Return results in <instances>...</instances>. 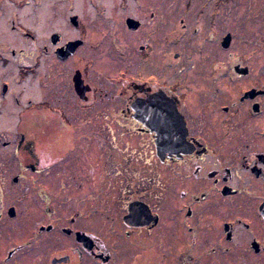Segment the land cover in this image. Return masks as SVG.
Returning <instances> with one entry per match:
<instances>
[{"label":"flooded vegetation","instance_id":"obj_1","mask_svg":"<svg viewBox=\"0 0 264 264\" xmlns=\"http://www.w3.org/2000/svg\"><path fill=\"white\" fill-rule=\"evenodd\" d=\"M24 1L0 0V264H116L119 247L125 260L135 250L128 264H264L257 14L221 0H135L143 11L124 24L137 50L126 42L119 67L102 70L95 37L93 54H80L83 35L58 32L40 50L12 6ZM69 23L79 30L77 15ZM67 199L78 204L56 207Z\"/></svg>","mask_w":264,"mask_h":264},{"label":"rangeland","instance_id":"obj_2","mask_svg":"<svg viewBox=\"0 0 264 264\" xmlns=\"http://www.w3.org/2000/svg\"><path fill=\"white\" fill-rule=\"evenodd\" d=\"M158 2L160 0H153ZM161 1H173V0H161ZM195 2H216L218 0H193ZM224 1L227 10L230 12L232 10H242V11H251L257 14V23H259L258 29H260V34L264 33V0H221ZM14 3V1H8ZM26 1L23 0L22 3ZM27 5H12L17 8L18 15L23 19L26 18L27 22L25 24L20 25L21 29H24L25 32H29L36 35L37 45L42 50L43 46H49V36L55 32L60 33L63 36V40L72 39L78 37L79 35H83L86 39V45L83 47L81 51V55L93 54L91 52L86 53L89 42L94 39L98 40L97 52H95L94 58L97 60L98 65L102 66V70H106L107 67L115 66L119 67L120 63L116 62V59H121L123 57V53L129 52V49L126 48L125 43H128V48L130 46L136 47L139 44V40H137V34H130L125 30L124 18L130 15H137L139 12L143 11L137 4H135V0H30L27 1ZM74 2V3H73ZM73 3V4H72ZM72 4V5H71ZM235 4V5H234ZM233 6V9L229 7ZM12 8V7H11ZM236 8V9H235ZM3 12H8L7 10H3ZM64 14L66 17V22L61 24H53L47 18L52 16H58ZM73 14L78 16V20L80 21L78 26V31L73 29V26L69 23V18ZM28 17V18H27ZM231 19H228L229 22ZM171 27V25H170ZM3 33L12 34L15 32L12 31L8 27H3L1 29ZM251 34H247V40H245V35H240L242 46L240 49L243 53L250 54L254 52V48H251V40L257 38L250 36ZM251 39V40H250ZM166 43V41H164ZM189 42V41H188ZM118 44V47L121 48L120 52L114 50L115 44ZM141 43V42H140ZM257 45H259L258 53L261 52L260 56L257 55V63L258 65H264V45L260 44V40H257ZM15 46L24 47L22 42H19ZM159 47V45H158ZM165 49V45H163ZM169 49L175 50V47L167 46ZM89 50V49H88ZM137 50V47H136ZM36 54L40 61L39 64L42 66L44 63V52L41 51L40 54ZM9 56V55H8ZM137 56V54H136ZM112 60V63H111ZM11 66H14V62H11ZM10 65L7 68L11 67ZM3 71H5L3 69ZM26 86L27 81L25 80L23 83L16 84L13 82V86L18 88L20 86ZM4 190L12 188L11 185H4ZM26 188V185L21 186V191ZM30 188H36V186H30ZM57 189V188H56ZM51 186V192L58 191ZM68 200V199H67ZM55 203V202H54ZM53 203V205H54ZM61 202L56 204L57 208L65 209L71 205H76L78 202L76 200H68L67 203ZM40 208L42 205L33 203L28 201L24 204V208ZM74 207V206H73ZM62 217H52L54 220H59ZM57 220V221H58ZM98 227L101 232L105 226L108 225V218L106 216H98ZM66 222H61L64 225ZM114 253L115 263L116 264H128L129 261L133 263L135 258V250L129 248L126 249L127 254L130 259L125 260L126 255L125 249L123 247H119ZM161 251V250H160ZM132 253V254H131ZM77 264V263H74ZM164 264H173L172 259L168 258L164 261Z\"/></svg>","mask_w":264,"mask_h":264},{"label":"water","instance_id":"obj_3","mask_svg":"<svg viewBox=\"0 0 264 264\" xmlns=\"http://www.w3.org/2000/svg\"><path fill=\"white\" fill-rule=\"evenodd\" d=\"M73 20H74V19H73ZM137 24H138V23H137L136 21H134L133 19L128 18V19L126 20V25H127V27H128L129 29H132V30L136 29ZM80 43H81L80 41H73V42L68 43L67 46H66L65 51H61V52H60L61 55H62V57H66V56H68L69 54L73 53V50H74L75 48H77V47L80 45ZM228 46H229V37H227V38L224 40V42H223V47L227 48ZM69 49H70V50H69ZM60 50H63V49H60ZM57 55L59 56L58 51H57Z\"/></svg>","mask_w":264,"mask_h":264}]
</instances>
